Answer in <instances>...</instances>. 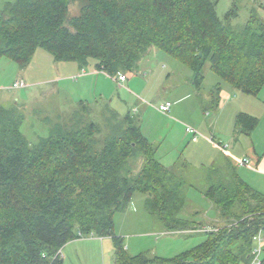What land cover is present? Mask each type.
Wrapping results in <instances>:
<instances>
[{
    "label": "trees",
    "instance_id": "16d2710c",
    "mask_svg": "<svg viewBox=\"0 0 264 264\" xmlns=\"http://www.w3.org/2000/svg\"><path fill=\"white\" fill-rule=\"evenodd\" d=\"M237 15L233 4L220 20L211 0H16L0 12V59L22 69L40 49L56 63L79 69L93 63L115 79L135 70L154 47L192 70L195 86L208 64L233 90L257 97L264 87V21L251 14L233 29ZM83 117L72 113L71 121L48 125L47 136L30 144L20 131L21 111L0 104V264H62L60 250L90 236L110 239L116 264H251L258 257L264 196L231 164L206 171L201 194L221 228L204 231L202 222L183 217L189 186L155 159L139 119L111 110L101 127ZM256 124L244 113L235 119L240 133L250 134ZM135 157L144 161L133 176L128 161ZM135 193L145 197V211L163 231L201 233L204 243L168 259L130 256L113 229ZM257 264H264V254Z\"/></svg>",
    "mask_w": 264,
    "mask_h": 264
},
{
    "label": "rangeland",
    "instance_id": "374dc122",
    "mask_svg": "<svg viewBox=\"0 0 264 264\" xmlns=\"http://www.w3.org/2000/svg\"><path fill=\"white\" fill-rule=\"evenodd\" d=\"M15 1L0 0V12L6 4ZM211 1L216 3V13L220 20L224 19L233 4L237 7L238 15L230 22L233 29L243 26L251 14H256L264 21V0ZM70 9L72 15H77L76 3L70 6ZM40 54L45 57L35 55L32 62L22 69L6 58L0 59V104L16 107L21 111L24 121L20 131L30 144H36L47 136L48 125L71 121L72 113L79 115L80 120H83L85 116V120L101 127L105 124L109 111L114 109L119 116L129 113L142 120L141 131L146 133L151 145L156 148L155 159L169 171L177 172L189 186L188 205L185 215L182 213L183 217L196 223L202 222L204 227L217 225L221 228L218 225L217 212L201 194L206 187V170L203 168L208 167V164L204 163L205 159L194 155L190 167L182 168L179 164L183 161L182 159H185L184 153L186 156L189 155L190 147L194 145L189 142V137L184 135V128L189 127L201 136L203 133L207 134L205 127H201L203 132L195 128L197 127L195 120L203 115L204 107H207L210 102L209 97L216 98V95H213L215 88L228 86L209 70L208 64L202 69L204 79L200 82L201 85L199 84L200 90L196 91L193 71L152 47L138 62L135 70L125 73L127 82L124 87L128 86V88L125 90L116 88L115 84L108 80L110 84H106L108 87H105V95L100 96L97 90L95 92L89 88L90 86L82 81V77L80 78L81 71L88 73L89 67L78 69L73 75L76 79H73L70 75L74 71L70 69L63 71L62 68H65L63 66H66L64 63L54 62L46 51H41ZM17 81H22L25 87L13 89L12 85ZM197 92L198 97H196ZM241 96L243 95L240 94ZM255 98L256 103L262 104L264 87ZM178 99L181 100L176 102ZM165 101H169L171 105L178 103V108L185 112L184 118L173 122L181 128L180 133H177L178 130L167 129L171 128L170 121L159 114L161 112L158 111V106ZM139 104L145 109L140 110ZM81 108H85L86 111ZM136 108L138 112L133 113ZM215 109H209V112H217ZM146 111H149L147 116H145ZM86 112H89V115H86ZM192 113L196 115H191ZM261 137L264 141V134L262 136V133L257 131L254 137L257 144L262 142ZM143 161L142 157H135L128 161L129 170L133 176L138 174ZM144 199L143 195L135 193L127 208L114 217V235L122 238L123 246L130 256L149 252L159 258L168 259L182 253H189L204 243L206 237L201 233L189 235L163 231L160 222L145 211ZM197 211L200 215L195 216ZM106 240L100 242L98 238L90 236L69 242L71 244H67L61 252V257H64L62 264H116L112 247H105L108 242ZM254 247L258 249V242L254 243ZM261 247L263 252H260L256 258L257 262L264 254V235L261 237Z\"/></svg>",
    "mask_w": 264,
    "mask_h": 264
},
{
    "label": "crops",
    "instance_id": "0c3cea01",
    "mask_svg": "<svg viewBox=\"0 0 264 264\" xmlns=\"http://www.w3.org/2000/svg\"><path fill=\"white\" fill-rule=\"evenodd\" d=\"M41 51L40 49L36 50L34 56L32 57V60L35 57V55L44 56L43 54H40ZM64 65L66 66H63L65 67L62 68L63 71H65L66 69H70L72 72L74 71V73L70 75L74 77L73 75L76 74L79 67L75 63H64ZM86 67H89L90 70L88 71V73L87 71L83 70L84 74L81 75L80 78L82 77L81 78L83 79L82 81H85L86 85L90 86L89 88L95 90V92L97 90V92L100 93V96H102V94L105 95L104 94L105 87H108L107 85L110 84L108 80H111L115 84L116 88L124 89V90L125 88H128V86L124 87L127 82V78L123 83V85H121L118 84L117 81H115V79H111L104 73L96 70L95 65L93 63ZM200 85L195 86L196 91L200 90L199 87ZM240 94L241 93L233 90L228 85L224 87L222 86L220 88V91L215 96L216 98L212 96L209 97L208 101L210 102L208 103L207 107H204L203 115L201 116V118L199 117V119L197 118V120H195V123H197V127L195 128H199L201 132H203L201 127H205L206 129L205 131L207 132V134L203 133L202 136L198 135L195 138L192 134L187 133L186 129L184 128V135L188 136L190 139L189 142L194 145L190 147L189 155L186 156L184 153L185 159H182L183 161L179 164L182 166V168L190 167L194 155H198L205 159L204 163L208 164V167L203 169H205L206 171L210 168L219 167L224 165L225 163H229L235 168L240 178L251 189L264 196V145H263L264 141H263V137H261L262 142L257 144L256 139L254 138L255 133L257 131L262 133V136L264 134V101L262 102L263 104L262 105L260 103L255 102L256 100L255 97H250L241 94L243 95L241 97H244L241 98ZM196 97H198V92L196 93ZM138 99L139 98H137V100ZM179 100L181 99H178V101L176 102H179ZM215 100L217 101L215 102ZM120 102L123 103V101L121 100ZM165 102H169V101H165ZM165 102L160 103V105L164 104ZM177 104L178 103L174 105L173 103V105H171L170 107V110L166 114H161L159 112L158 113L164 118H167V121H170L171 128H167V129H172V131L178 130L177 133H180L182 131L181 128L175 125V123L173 122L177 121L178 119L181 120L182 118H184L185 112L184 111L182 112V109L178 108ZM138 107L140 110L142 108L143 110L145 109L144 106L141 104H139ZM212 108H216L215 110L217 112L214 113L209 112L210 111L209 109ZM137 112L138 110L136 108L133 113H137ZM146 113L147 114L145 116L149 114V111H146ZM240 113L249 115L257 120V124L255 128L250 132V134H245L244 132L240 133L236 131L235 119L236 116ZM191 115L194 114L192 113ZM141 122L142 120L139 119V128L141 135L151 144L149 138L145 135L146 133L144 134L141 131ZM164 122L165 124L167 123L165 120ZM157 124L159 125V123ZM200 138L202 140H199ZM199 141H201V143H198ZM243 158L249 160L248 165L237 166V162L239 160H242ZM239 171H241V173H239ZM105 240L106 239L103 240L99 239L100 242H103ZM106 241L108 242L105 247L106 248L112 247L111 241L110 240H106ZM71 243H67V244H71ZM64 247L60 250V256ZM112 251H113V247H112ZM75 257L77 258L76 254ZM62 258L64 257L62 256L61 260Z\"/></svg>",
    "mask_w": 264,
    "mask_h": 264
},
{
    "label": "built area",
    "instance_id": "2783aa9c",
    "mask_svg": "<svg viewBox=\"0 0 264 264\" xmlns=\"http://www.w3.org/2000/svg\"><path fill=\"white\" fill-rule=\"evenodd\" d=\"M83 74H84V71L82 70L80 75H83ZM73 79H76V77H73ZM125 80H126V77H125V75H122V74H118L117 77L115 78V81H117V83L121 84V85H123ZM23 87H25V85L22 83V81H17L12 85L13 89H18V88H23ZM170 107H171V104L169 102H165L164 104L159 106V111L163 114H166L170 110ZM186 132L189 134H192L195 138H196V136H198L197 132L194 131L193 129L189 128V127L186 128ZM248 163H249V160L243 158L242 160H239L237 162V166H247ZM202 230L212 231V228L211 227H203ZM254 241L258 242V249L255 250V252L258 256V254L260 252V247H261V236L256 237V239ZM256 258L257 257H255V259L252 261L251 264H257Z\"/></svg>",
    "mask_w": 264,
    "mask_h": 264
},
{
    "label": "water",
    "instance_id": "95a60500",
    "mask_svg": "<svg viewBox=\"0 0 264 264\" xmlns=\"http://www.w3.org/2000/svg\"><path fill=\"white\" fill-rule=\"evenodd\" d=\"M199 56H201V54H199Z\"/></svg>",
    "mask_w": 264,
    "mask_h": 264
}]
</instances>
